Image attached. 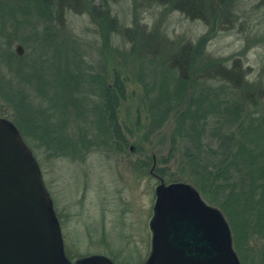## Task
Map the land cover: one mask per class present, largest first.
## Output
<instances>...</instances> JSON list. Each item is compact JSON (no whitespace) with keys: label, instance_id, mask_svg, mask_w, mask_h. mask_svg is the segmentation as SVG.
I'll return each instance as SVG.
<instances>
[{"label":"rangeland","instance_id":"374dc122","mask_svg":"<svg viewBox=\"0 0 264 264\" xmlns=\"http://www.w3.org/2000/svg\"><path fill=\"white\" fill-rule=\"evenodd\" d=\"M58 3L52 6L54 20L50 31L53 39L58 35L62 55L69 54L71 62H80L82 73L92 70L99 80L107 81L114 94L119 92L117 117L111 130L106 131L108 139H102L105 142L96 137L87 120H79L76 124L82 130L71 123L67 136L78 147L82 141L88 147L86 150L81 146L75 151L72 148L56 158L42 150L34 153L63 226L65 254L70 263L103 255L116 264H146L152 250L150 224L154 218L155 189L162 179L166 184L170 180L190 184L207 206L221 212L240 264H264V241L258 234L236 247L231 221L220 207L224 197L212 202L194 184L180 178L177 163L180 150L172 149V135L175 114L182 107L172 105L168 110L161 99L163 85L172 87L175 82L172 78L176 79L181 72V56L193 49L199 67L203 62L216 61L239 79L238 84H221L215 71L203 76L216 89L226 87V97L232 98L237 93L243 104L247 102L245 121L263 118L261 0H214V3L209 0V16L202 19L192 18L157 0ZM20 21L21 18L8 14L2 18L0 13V103L4 102L6 92L24 93L30 97L31 107L25 112L33 111L34 115L40 108H48L47 101L37 92L34 61L49 54L50 63L58 46L52 44L47 52H42L40 43L47 27L24 25ZM202 39L205 41L200 44ZM18 46L23 49L19 56L22 60L16 59L9 65L6 53H16ZM19 63L22 73L18 70ZM245 83L250 85L246 93L241 90ZM237 87L234 92L232 89ZM99 102V93L87 100L89 106ZM8 111L16 116L25 114L21 109ZM104 118L109 123V115ZM8 120L13 123L15 117ZM84 128L89 131L88 137L81 136L79 141V131ZM232 218L236 224L237 218Z\"/></svg>","mask_w":264,"mask_h":264},{"label":"trees","instance_id":"16d2710c","mask_svg":"<svg viewBox=\"0 0 264 264\" xmlns=\"http://www.w3.org/2000/svg\"><path fill=\"white\" fill-rule=\"evenodd\" d=\"M55 1L60 5L64 0H0L2 18L8 14L12 18H21L20 22L24 25L37 27L43 24L47 27L44 40L40 43L42 52H47L52 44L58 46L50 63L49 54L34 61L37 92L47 101L48 108H40L34 115L33 111L27 113L25 111L31 109L30 97L20 92H6L4 102L0 103L3 104L0 117H15L13 123L33 154L42 150L49 157L56 158L73 149L78 150L80 146L84 150L88 148L81 141V136L88 137L86 128L81 133L79 131V147L73 145L74 140L67 136L71 123L82 130L76 124L79 120H87L86 124L95 129L100 141L108 139L106 131H110L115 124L119 92L114 94L115 90L107 81L99 80L92 70L82 73L80 62H71L69 54L62 55L58 35L53 39L50 31L54 20L52 6L57 4ZM208 1L157 0V3L171 4L192 18L202 19L209 16L211 6ZM261 3L264 5V0ZM107 13L105 10L104 14ZM204 39L200 40V44L204 43ZM181 57L183 67L179 76L172 78L175 81L173 86L165 83L161 90V99L166 102L168 110L173 108L172 105L182 107L175 114L172 135V149L177 147L180 150L177 160L180 178L190 181L212 202L216 203L224 197L220 207L231 221L237 248L256 234L264 241V117L245 121L243 114L247 102L243 104L237 93L232 98L226 97V87L221 85L216 89L209 84L210 79L203 77L215 71L221 78V84H238L239 79L232 71L222 69L220 63L211 60L199 67L193 49L185 51ZM16 59L22 60L17 52L6 53L5 60L9 65ZM18 70L23 72L22 67ZM199 73L202 74L200 80L197 79ZM232 90L236 92L238 87ZM241 90L248 92L250 85L245 83ZM98 93L101 102L89 106V96ZM17 98L19 101H16ZM10 108L15 112L21 109L25 114L11 115ZM107 115L109 123L104 120ZM168 182L170 184L174 180ZM232 217L237 218L236 224ZM263 260L264 256V263Z\"/></svg>","mask_w":264,"mask_h":264},{"label":"water","instance_id":"95a60500","mask_svg":"<svg viewBox=\"0 0 264 264\" xmlns=\"http://www.w3.org/2000/svg\"><path fill=\"white\" fill-rule=\"evenodd\" d=\"M16 51L23 54L21 46ZM155 196L146 264H240L224 216L197 189L161 179ZM0 264H71L36 157L17 127L1 117ZM76 264L114 263L102 255Z\"/></svg>","mask_w":264,"mask_h":264},{"label":"flooded vegetation","instance_id":"af4514ba","mask_svg":"<svg viewBox=\"0 0 264 264\" xmlns=\"http://www.w3.org/2000/svg\"><path fill=\"white\" fill-rule=\"evenodd\" d=\"M56 216H57V218H58V221H59V223H60V225H61V229H62V234H63V232H64V230H63V226H62V223H61V220H60V217L56 214ZM64 238V237H63ZM64 250H65V248H64ZM100 256H102V255H100ZM109 258V257H108ZM111 259V258H110ZM112 261H113V263L114 264H116V262L113 260V259H111ZM148 261V260H147Z\"/></svg>","mask_w":264,"mask_h":264}]
</instances>
